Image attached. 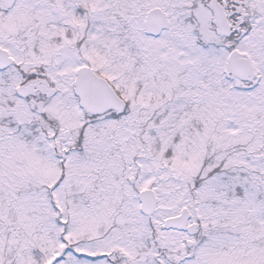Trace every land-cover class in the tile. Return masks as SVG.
<instances>
[{"label": "snow or ice", "instance_id": "obj_1", "mask_svg": "<svg viewBox=\"0 0 264 264\" xmlns=\"http://www.w3.org/2000/svg\"><path fill=\"white\" fill-rule=\"evenodd\" d=\"M0 264H264V0H0Z\"/></svg>", "mask_w": 264, "mask_h": 264}]
</instances>
